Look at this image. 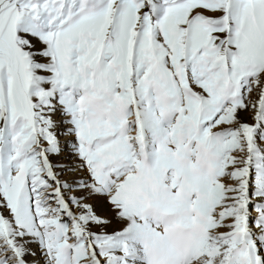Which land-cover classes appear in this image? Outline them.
I'll return each mask as SVG.
<instances>
[{
	"label": "snow or ice",
	"instance_id": "6c2138e0",
	"mask_svg": "<svg viewBox=\"0 0 264 264\" xmlns=\"http://www.w3.org/2000/svg\"><path fill=\"white\" fill-rule=\"evenodd\" d=\"M0 264H264V0H0Z\"/></svg>",
	"mask_w": 264,
	"mask_h": 264
}]
</instances>
